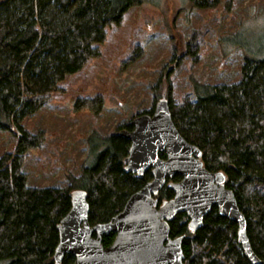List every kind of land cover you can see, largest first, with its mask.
<instances>
[{"label": "trees", "instance_id": "obj_1", "mask_svg": "<svg viewBox=\"0 0 264 264\" xmlns=\"http://www.w3.org/2000/svg\"><path fill=\"white\" fill-rule=\"evenodd\" d=\"M144 1L0 0V125L18 129L15 154L0 156V264H56L59 226L73 207L74 192L84 193L90 224H103L153 178L151 169L140 177L126 169L131 142L121 128L132 130L131 121L108 134L94 130L88 136V157L94 154L95 160L84 163L79 175L69 174L67 187H30L22 165L27 151L39 149L45 134H34L19 123L65 90L62 83L68 74L100 57L109 29ZM189 1L194 7H212L220 0ZM171 88L168 82L166 95L177 128L199 147L207 169L225 174L226 186L245 214L251 251L263 260L264 57L245 55L238 82L192 80L191 95L178 103L172 101ZM103 107L98 94L78 98L75 108L99 115ZM160 156L166 157L163 152ZM180 179L176 175L167 180L155 195L159 204L175 196L170 183ZM169 222L171 237L182 238L185 264H255L239 241L238 223L216 206L194 228L187 212ZM115 237L105 233L103 245L110 246ZM75 260L67 253L61 264Z\"/></svg>", "mask_w": 264, "mask_h": 264}, {"label": "rangeland", "instance_id": "obj_2", "mask_svg": "<svg viewBox=\"0 0 264 264\" xmlns=\"http://www.w3.org/2000/svg\"><path fill=\"white\" fill-rule=\"evenodd\" d=\"M100 51L66 76L65 90L19 120L30 132L45 134L22 165L28 186L67 187L69 174L79 175L84 163L95 160L94 154L88 157V136L94 130L108 134L145 114L166 95L168 82L174 103L191 95L194 79L238 82L245 55L264 57V0H220L212 7L145 0L109 29ZM98 94L104 98L99 115L76 110L78 98ZM17 131L0 125V156L15 154Z\"/></svg>", "mask_w": 264, "mask_h": 264}, {"label": "water", "instance_id": "obj_3", "mask_svg": "<svg viewBox=\"0 0 264 264\" xmlns=\"http://www.w3.org/2000/svg\"><path fill=\"white\" fill-rule=\"evenodd\" d=\"M133 125L132 130L121 131L131 142L126 169L139 177L151 169L153 178L130 195L112 221L103 224H90L85 195L74 192L73 207L59 226L56 264L67 253L75 256L74 264H185L182 238L171 237L169 221L187 212L194 228L213 206L238 223L239 241L250 260L264 264L251 251L245 214L234 191L226 186L225 174L205 167L199 147L177 128L167 96L163 94L152 114L136 116ZM176 175L180 181L170 183L175 196L159 204L155 195ZM110 232L116 237L105 247L102 238Z\"/></svg>", "mask_w": 264, "mask_h": 264}]
</instances>
